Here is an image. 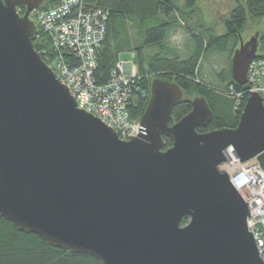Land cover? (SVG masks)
Listing matches in <instances>:
<instances>
[{
	"label": "water",
	"instance_id": "water-1",
	"mask_svg": "<svg viewBox=\"0 0 264 264\" xmlns=\"http://www.w3.org/2000/svg\"><path fill=\"white\" fill-rule=\"evenodd\" d=\"M43 2L0 0V217L99 264H263L247 204L217 169L230 146L264 171L263 99L248 96L235 128L198 133L212 120L205 99L170 124L182 90L153 79L137 137L119 141L35 51L30 15ZM258 46L239 37L231 57L244 91Z\"/></svg>",
	"mask_w": 264,
	"mask_h": 264
},
{
	"label": "trees",
	"instance_id": "trees-1",
	"mask_svg": "<svg viewBox=\"0 0 264 264\" xmlns=\"http://www.w3.org/2000/svg\"><path fill=\"white\" fill-rule=\"evenodd\" d=\"M205 0H83L84 5L101 9L108 14L106 34L96 52V69L93 80L96 85L108 82L110 74L119 56L136 51L137 77L133 83V93L128 112L132 120L138 121L148 102L150 82L160 79L177 84L182 90L181 102L172 110L170 124L186 116L191 110V97L204 98L212 112V120L205 129L210 132L218 129H233L238 123L248 95L243 88L236 85L231 77L226 80L220 73L219 87L207 86L200 79L197 69L202 51L215 49L219 53L232 52L234 44L239 41L246 28V22L264 19V0L237 1L235 6L224 13L223 34H216L212 27L204 29L198 21L200 4ZM57 0H45L38 9L47 10L56 5ZM21 13L25 12L21 8ZM222 15V16H223ZM194 22V28L187 25ZM182 29L190 35L193 47L187 58H180L178 53L166 45L168 33ZM135 30L139 43L130 31ZM38 36L34 49L43 53L42 60L47 64L54 57L48 38L35 31ZM170 35V34H169ZM258 35L259 44H264V35ZM253 35V36H255ZM159 47L160 52L151 57L144 55L146 48ZM263 51L258 59H264ZM65 56V55H64ZM232 93V95H231ZM242 93L240 106L234 94ZM200 132L199 130H196ZM204 131V130H203ZM165 147L171 141L163 137ZM186 220H184V224ZM0 264H99L94 258L71 254L54 248L36 235L19 231L12 223L0 217Z\"/></svg>",
	"mask_w": 264,
	"mask_h": 264
},
{
	"label": "built area",
	"instance_id": "built-area-1",
	"mask_svg": "<svg viewBox=\"0 0 264 264\" xmlns=\"http://www.w3.org/2000/svg\"><path fill=\"white\" fill-rule=\"evenodd\" d=\"M31 15L35 30L49 39L54 53L47 67L68 89L76 108L104 122L119 141H130L129 136L136 138L139 120H132L128 112L137 77L136 64L119 60L106 84L96 85L93 80L96 52L106 34L107 12L87 7L83 0H57L53 8L37 9ZM246 87L244 92L248 96L252 92L259 95L264 106V59L257 58L249 64ZM242 97V93L233 95L237 100L235 110ZM223 154L226 161L218 166V171L226 173L247 204V231L264 264V171L257 157L242 164L230 146Z\"/></svg>",
	"mask_w": 264,
	"mask_h": 264
},
{
	"label": "rangeland",
	"instance_id": "rangeland-1",
	"mask_svg": "<svg viewBox=\"0 0 264 264\" xmlns=\"http://www.w3.org/2000/svg\"><path fill=\"white\" fill-rule=\"evenodd\" d=\"M237 1L243 2L244 0ZM235 3L236 0H205L200 4V16L203 18V21H198V23L200 22L204 29L212 27L216 34H223V14L226 13V11L231 10L235 6ZM187 25L191 29L195 26L193 21H187ZM130 33L134 38L133 40L136 39L135 41L138 44L140 37L137 35V32L135 30H131ZM256 33L264 35V19L260 21L248 20L246 22V28L241 35L242 41H248ZM166 45L173 48L178 53L180 58L184 59L190 55L193 42L187 32L177 28L173 30V32L168 33ZM263 46L264 44H259L257 54L263 51ZM158 52H160V48L157 46L146 48L143 51L144 55L147 57H151ZM136 56V51H131L120 55L119 60L135 64ZM231 57V52L229 51L219 53L213 48L208 50L204 49L197 65L199 76L203 83L207 86L219 87L221 85L220 78L218 77L220 73H223L226 80H229L231 77ZM195 98L197 97L192 96L191 101Z\"/></svg>",
	"mask_w": 264,
	"mask_h": 264
},
{
	"label": "flooded vegetation",
	"instance_id": "flooded-vegetation-1",
	"mask_svg": "<svg viewBox=\"0 0 264 264\" xmlns=\"http://www.w3.org/2000/svg\"><path fill=\"white\" fill-rule=\"evenodd\" d=\"M18 10H19V13H21V8H18ZM36 41V40H35ZM35 41L33 42V45L35 44ZM245 42H247V41H243V43H245ZM258 43H259V40H258ZM239 47V41H237V43H235L234 44V48L232 49V52H231V50L229 51V52H231V56H232V54H233V52L237 49ZM206 129V128H205ZM205 129H200V128H198L197 130H199L200 132H198V133H206L205 132ZM204 130V131H203Z\"/></svg>",
	"mask_w": 264,
	"mask_h": 264
},
{
	"label": "bare ground",
	"instance_id": "bare-ground-1",
	"mask_svg": "<svg viewBox=\"0 0 264 264\" xmlns=\"http://www.w3.org/2000/svg\"><path fill=\"white\" fill-rule=\"evenodd\" d=\"M260 255H258V257H259ZM260 258V257H259Z\"/></svg>",
	"mask_w": 264,
	"mask_h": 264
}]
</instances>
